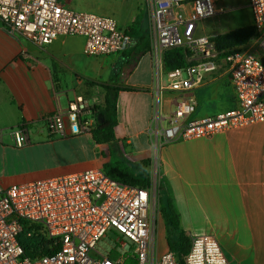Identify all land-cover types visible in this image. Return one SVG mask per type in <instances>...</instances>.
<instances>
[{
	"label": "built area",
	"instance_id": "built-area-1",
	"mask_svg": "<svg viewBox=\"0 0 264 264\" xmlns=\"http://www.w3.org/2000/svg\"><path fill=\"white\" fill-rule=\"evenodd\" d=\"M68 0H0V21L38 46L60 36H82L90 57L119 54L135 43L114 17L75 11ZM150 39L155 94H169L171 112L157 135L165 143L210 138L264 123V0H247L257 37L231 53L219 52L214 36L198 34L205 19L239 10L226 0H143ZM188 50L187 64L164 68L163 55ZM221 77L229 79L235 104L193 117L196 91ZM98 123L94 106L83 96L69 102L67 116L58 110L46 118L49 134H92ZM67 129L69 131H67ZM153 132V128L149 133ZM16 146L28 142L24 125L12 131ZM152 188L126 185L103 168L0 185V264H179L167 250L159 254ZM41 236L26 254L20 241ZM184 264H231L217 238L207 232L189 235Z\"/></svg>",
	"mask_w": 264,
	"mask_h": 264
},
{
	"label": "crops",
	"instance_id": "crops-1",
	"mask_svg": "<svg viewBox=\"0 0 264 264\" xmlns=\"http://www.w3.org/2000/svg\"><path fill=\"white\" fill-rule=\"evenodd\" d=\"M226 1L249 10L253 24L247 0ZM140 9L144 10L143 0H135L121 14L120 23L116 20L119 27L128 30ZM142 30L148 36L144 26ZM131 36L135 43L123 52L90 57L84 53L82 36H60L50 45L38 46L11 33L0 21V147L15 151V164L30 165L11 173L0 185L103 168L113 155L131 163L149 159L151 173L157 162L160 165L161 183L185 232L213 234L231 264H256V256L264 254V123L210 138L165 143L157 132L172 110L170 96L155 94L151 46L146 50L139 36ZM105 86L121 88L114 140L100 144L92 134H49L47 116L58 110L67 116L69 102L77 96L103 108ZM196 95L193 117L225 111L235 104L227 77L199 88ZM21 125L28 130V142L18 147L12 131ZM54 158L59 161L53 163ZM167 250L166 242L158 253Z\"/></svg>",
	"mask_w": 264,
	"mask_h": 264
},
{
	"label": "trees",
	"instance_id": "trees-1",
	"mask_svg": "<svg viewBox=\"0 0 264 264\" xmlns=\"http://www.w3.org/2000/svg\"><path fill=\"white\" fill-rule=\"evenodd\" d=\"M129 35L139 36V40L145 43V49H150L148 36L142 30V16L139 15L133 24L126 30ZM257 37L256 29L253 25L237 27L228 33L216 35L213 40L219 52L231 53L237 48L244 46ZM188 50L185 48H175L168 50L163 55L164 68L166 71H173L187 64ZM107 90L106 103L103 108L94 106L95 114L102 117L98 121L96 128L92 132L93 139L100 144H108L114 140V130L118 125L117 120V94L121 88L105 86ZM152 161L149 159L131 163L113 155L103 163L104 171L114 180L131 186L148 189L152 185L151 167ZM161 214L166 229V242L168 249L173 251L179 264H184V257L190 250L191 239L180 224L179 216L174 208L171 198L160 200ZM21 243L25 246L26 254L30 255L31 248L37 242L44 243L41 236L27 238L24 234L20 236Z\"/></svg>",
	"mask_w": 264,
	"mask_h": 264
},
{
	"label": "rangeland",
	"instance_id": "rangeland-1",
	"mask_svg": "<svg viewBox=\"0 0 264 264\" xmlns=\"http://www.w3.org/2000/svg\"><path fill=\"white\" fill-rule=\"evenodd\" d=\"M135 0H71L67 3V7L75 11H91L101 15L113 16L116 20L121 21V14L130 8ZM140 15L142 16V26L147 29V19L145 18V11L140 9ZM120 23V22H119ZM122 24V23H121ZM251 24V15L249 10H235L226 14L218 15L212 18L205 19L199 23L198 31L203 35L216 36L229 31ZM225 91L227 95L231 97L229 85L224 82ZM65 101V99H64ZM101 119V117H99ZM99 119V122H100ZM263 124V123H262ZM253 125H249L243 128H251ZM185 142V141H183ZM15 151L12 149H3L0 147V183L4 184L8 181L9 175L20 169H27L30 165L28 163L15 164L13 158ZM80 155L73 156L72 158H78ZM59 159H53L52 162L56 163ZM151 173L152 185L151 188L154 192V218L158 228V245L159 252H162L166 248V229L163 224L164 220L160 211V200L161 198H170L164 191V186L161 183L160 176V165ZM3 187H6L5 185ZM188 234V233H187ZM189 233L188 235H190ZM256 264H264V254L256 256Z\"/></svg>",
	"mask_w": 264,
	"mask_h": 264
}]
</instances>
